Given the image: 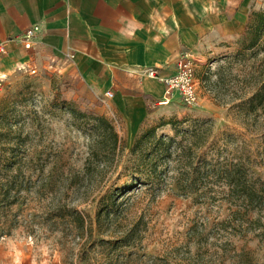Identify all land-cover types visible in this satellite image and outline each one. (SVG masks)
Segmentation results:
<instances>
[{
  "label": "rangeland",
  "instance_id": "obj_1",
  "mask_svg": "<svg viewBox=\"0 0 264 264\" xmlns=\"http://www.w3.org/2000/svg\"><path fill=\"white\" fill-rule=\"evenodd\" d=\"M240 1L230 0V14ZM247 5L250 13L264 11V0ZM240 42L210 62L191 54L199 103L186 106L176 97L163 105L167 113L142 126L154 131L135 151L118 111L83 82L52 70L10 77L0 95V256L12 251L25 261L63 264H264V218L257 221L256 209L219 182L186 192L176 182V147L194 135L206 142L198 152L207 162L243 161L264 180V113L255 117L236 106L258 87L264 44L236 54ZM176 107L198 115H178ZM94 115L109 119L121 137L116 165ZM160 136L175 141L170 157L155 146ZM109 190L121 203L106 227L96 224V212ZM125 229H134L133 239L117 243Z\"/></svg>",
  "mask_w": 264,
  "mask_h": 264
},
{
  "label": "crops",
  "instance_id": "obj_2",
  "mask_svg": "<svg viewBox=\"0 0 264 264\" xmlns=\"http://www.w3.org/2000/svg\"><path fill=\"white\" fill-rule=\"evenodd\" d=\"M250 1L230 14V0H0V44L7 48L0 73L10 80L25 70H52L103 96L110 91L105 97L133 142L146 122L167 113L154 105L162 81L145 71L171 76L183 51L205 62L226 54L244 34ZM35 24L40 32L26 47L17 37ZM186 108L176 107L177 114H197ZM0 264L63 263L25 261L9 251Z\"/></svg>",
  "mask_w": 264,
  "mask_h": 264
},
{
  "label": "trees",
  "instance_id": "obj_3",
  "mask_svg": "<svg viewBox=\"0 0 264 264\" xmlns=\"http://www.w3.org/2000/svg\"><path fill=\"white\" fill-rule=\"evenodd\" d=\"M241 48L236 54H244L247 50L259 48L264 44V11H252L249 14L248 20L245 25L244 34L240 38ZM264 47V46H263ZM258 75L260 76V82L255 92L247 96L245 99L240 100L236 105L240 111L244 114H254V116L261 117L264 113V52L263 56L259 58ZM80 116H83V112H78ZM95 128L101 133L104 138L102 144L107 148V154H111V165L118 162V156L123 151V142L121 137L117 133L113 123L107 119L104 115H94ZM197 121H195L196 123ZM154 131L150 128L144 132L140 130L139 134L134 140L132 151H135L140 143L146 140L150 134ZM195 132V131H193ZM179 135L176 130V136ZM195 139L186 145L182 142H178L176 150L179 152L176 154V160L181 163L179 175L176 178L178 189L183 192L194 191L202 185H208L209 183L218 182L224 184L229 189V194L238 197L242 203L249 209H256L259 213L257 221L261 222V218H264V180L255 175L250 169L247 163L243 161H228L225 163L207 162L206 157L198 152L206 142L203 140V136L197 135ZM174 139L166 136H160L156 138L155 146L163 145L166 149V154L171 156L170 146L174 143ZM104 148V151H105ZM92 155L97 154L95 148H91ZM88 158L87 160H90ZM160 160V156L152 160L150 173L152 177H155L158 173L157 167ZM114 165V166H115ZM151 177V178H152ZM119 194L117 190L106 191L99 200V208L96 212V224L105 222L106 227L113 220L115 213L119 211L121 202L116 200ZM73 211V209H72ZM82 217V216H81ZM77 221V218H76ZM83 218L78 220V224L83 226ZM107 233H109L108 229ZM134 229H125L117 238V243L128 244L130 239H133ZM107 235V234H106ZM109 235L108 237H112ZM101 243H110L111 240H100Z\"/></svg>",
  "mask_w": 264,
  "mask_h": 264
},
{
  "label": "built area",
  "instance_id": "obj_4",
  "mask_svg": "<svg viewBox=\"0 0 264 264\" xmlns=\"http://www.w3.org/2000/svg\"><path fill=\"white\" fill-rule=\"evenodd\" d=\"M40 27L35 24L25 30L17 39H22L26 47L31 46V42L38 36ZM7 48L0 44V56L6 54ZM71 57V55H70ZM194 59L191 53L183 51L177 61L175 73L171 76L160 78L156 68H150L145 71L148 76L155 77L164 84V93L162 97L154 102V105L163 106L169 104L174 98L178 97L186 106H194L200 100V82L196 78L194 70ZM24 72H27L25 70ZM9 78L0 73V95L2 94ZM110 98L112 93L109 91L105 94Z\"/></svg>",
  "mask_w": 264,
  "mask_h": 264
}]
</instances>
